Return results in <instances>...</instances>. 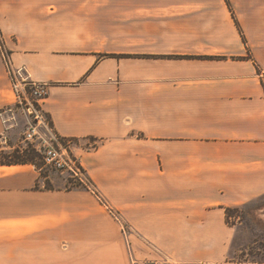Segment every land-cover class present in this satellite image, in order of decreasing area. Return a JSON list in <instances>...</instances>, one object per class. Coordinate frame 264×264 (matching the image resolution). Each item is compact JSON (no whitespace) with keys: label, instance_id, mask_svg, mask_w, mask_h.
Returning <instances> with one entry per match:
<instances>
[{"label":"crops","instance_id":"1","mask_svg":"<svg viewBox=\"0 0 264 264\" xmlns=\"http://www.w3.org/2000/svg\"><path fill=\"white\" fill-rule=\"evenodd\" d=\"M0 30L134 230L0 165V264H261L231 259L226 211L264 196V0H0ZM12 94L0 55V111Z\"/></svg>","mask_w":264,"mask_h":264},{"label":"rangeland","instance_id":"2","mask_svg":"<svg viewBox=\"0 0 264 264\" xmlns=\"http://www.w3.org/2000/svg\"><path fill=\"white\" fill-rule=\"evenodd\" d=\"M14 103L15 98L12 94L9 101L4 106H11L13 108V117L10 115V122L3 125L5 127V133L0 139V154L15 156L14 152L20 151V154H16L17 156L27 157V152L34 149L37 152V158H35V160L40 166L39 172L41 188L45 189L47 186L46 182L48 181L50 182V187L53 190L65 193L71 191L78 193V195L74 196V198L70 200L73 204H79L78 209H74L72 211L73 217L75 218L94 220L101 219L102 217L107 218L108 216L99 207L96 200L91 195L92 190H95L96 192L97 190L94 186H92L89 180H87V183L84 184L78 178L74 177L68 169H57L54 166L47 165L44 162L42 155L34 148L32 143L24 140L30 126L36 121L33 116L29 114L28 110L17 108ZM46 120L49 123L48 116H46ZM39 130L41 134L46 133L43 126H41ZM70 141L73 142V146L76 144V141ZM87 143L88 147L95 146H93V142L87 141ZM65 157L67 159L70 158L86 177L84 171L79 165V162L72 155L71 150L68 155H65ZM104 202L108 204L105 200ZM122 221L127 235L123 232V226L118 224L116 221L115 222L117 223V226L119 225L118 227L123 235V238L127 241L129 236L133 234L134 230L127 225L126 219L124 221L122 218ZM229 225L235 227L236 229L231 259L239 263L264 262V196L256 201L241 206L239 209L232 212L231 218L229 219ZM87 228L89 229L90 227L88 226Z\"/></svg>","mask_w":264,"mask_h":264},{"label":"built area","instance_id":"3","mask_svg":"<svg viewBox=\"0 0 264 264\" xmlns=\"http://www.w3.org/2000/svg\"><path fill=\"white\" fill-rule=\"evenodd\" d=\"M0 55L11 82L15 106L28 110L29 114L36 121L30 126L24 140L32 143L34 148L42 155L47 165L54 166L57 169H68L74 177L86 184L87 179L80 168L70 158L67 159L65 157V155L69 154L73 142L59 137L53 131L50 121L48 123L46 120L47 115H45L42 109V102L48 96V85L31 81L26 74L25 68H16L14 66L1 30ZM10 115L13 117V108L11 106L2 108L0 118L3 125L10 122ZM41 126L45 128L46 133L41 134L39 130ZM92 193L105 206L110 216L123 226V232L127 235L120 213L106 204L98 192L92 190Z\"/></svg>","mask_w":264,"mask_h":264},{"label":"trees","instance_id":"4","mask_svg":"<svg viewBox=\"0 0 264 264\" xmlns=\"http://www.w3.org/2000/svg\"><path fill=\"white\" fill-rule=\"evenodd\" d=\"M51 127L53 126L50 118H49ZM96 146H94L93 148H95ZM15 156H6V154H0V165H7V166H13V165H34L37 167V169H40L39 163H37V161L35 160V158H37V152L32 149L29 152H27V157H21V156H17L16 154H20V151H16L14 152ZM47 186L45 188V190H53L50 187V182H46ZM49 185V186H48ZM36 190H40V184L37 183ZM239 208H230L227 209L226 213H227V221L229 224V219L231 218V214L232 212L236 211ZM253 263H259V262H253ZM261 264H264V262H262Z\"/></svg>","mask_w":264,"mask_h":264}]
</instances>
